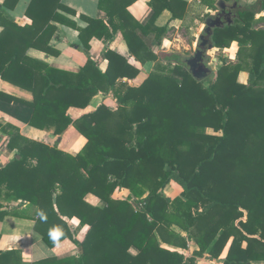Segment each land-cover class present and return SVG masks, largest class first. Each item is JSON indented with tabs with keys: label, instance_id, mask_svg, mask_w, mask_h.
Here are the masks:
<instances>
[{
	"label": "trees",
	"instance_id": "16d2710c",
	"mask_svg": "<svg viewBox=\"0 0 264 264\" xmlns=\"http://www.w3.org/2000/svg\"><path fill=\"white\" fill-rule=\"evenodd\" d=\"M135 1L99 0L106 24L91 20L84 28L59 11L60 0H29L26 22L8 13L18 0L0 5V80L31 93L28 126L57 138L72 126L85 142L71 155L1 127L15 156L0 166V198L37 210L34 229L47 247H54L49 231L57 228L61 241L76 246L74 257L38 264H197L205 256L222 257L221 264L264 262V0L234 9L233 22L213 30L216 49L236 43L238 50L236 62L222 59L212 80L194 78L185 55L157 57L136 33L160 38L154 22L165 4L179 18L186 3L151 0L152 16L140 25L126 10ZM217 1L200 5L214 11ZM53 24L76 30L84 50L91 39L107 44L120 32L137 62L155 66L131 87L117 85L139 71L107 48L104 71L91 59L74 74L29 58L28 49L54 53L43 43ZM240 71L247 72V85L237 82ZM97 94L112 97L117 109L101 104L69 117L70 107L85 109ZM0 99L17 101L1 93ZM86 181L92 184L87 195L103 207L75 197ZM170 183L181 190L174 199L164 195ZM122 190L125 199L113 198ZM14 210L0 202V220ZM186 239L196 247L189 255L179 252ZM0 264H21L20 252L0 251Z\"/></svg>",
	"mask_w": 264,
	"mask_h": 264
},
{
	"label": "crops",
	"instance_id": "0c3cea01",
	"mask_svg": "<svg viewBox=\"0 0 264 264\" xmlns=\"http://www.w3.org/2000/svg\"><path fill=\"white\" fill-rule=\"evenodd\" d=\"M150 1L151 0H136L126 9L129 16L140 25H146L152 16L153 9L149 5ZM180 1L186 3L187 12L179 18H175L168 9V6L164 3L166 10L162 11L154 22L155 27L163 30L160 38L156 39V35L153 32L144 36L136 32L144 42L146 48L157 57L164 54L175 53L185 55V61H187L188 58L194 54L200 43L199 38L202 35L200 33L203 25L199 16H201V14L212 15L213 13L212 10L201 6L200 0ZM224 1L226 5L229 4L226 0ZM256 1L257 0H232V4L230 3V5L233 6L235 4L236 8H243L253 5ZM3 2L4 0H0V5L3 4ZM28 2L29 0H18L14 9L8 11V13L17 19L18 22H26L27 20L24 17V12ZM98 5L99 0H60L59 11L79 28L86 27L91 20L101 19L106 24L107 17L105 13L99 9ZM211 15L210 17H213ZM260 16L264 17V12ZM51 26L43 43L49 45L54 53H45L35 49L27 50V56L29 58L49 67L76 74L85 66L87 60L91 59L97 62L99 69L104 71L107 61L102 59V54L107 48L124 57L131 66L139 71L135 79L119 81L117 86H120L121 82H125L128 86L137 87L149 73H151L155 66L153 61L144 63L137 62L128 52L120 32H117L113 39L107 44L93 38L88 43V50H84L76 30L60 24H53ZM261 26H264V23H260L259 27ZM237 50L238 47L236 43H232L230 47L223 50L216 49L213 44V49L210 53L219 51L226 62L230 61L235 63ZM214 58L217 59V57ZM218 61L219 60H217V63ZM216 70L214 71V77ZM237 82L247 85V72L240 71L237 75ZM0 93L4 96L13 97L19 101L8 102L6 99H0V166L5 165L15 156V152L7 147L9 137L1 131V127H14L24 138L44 143L50 147L57 145L59 150L71 155H75L81 151L85 143L84 139L72 126L67 128L60 138L53 137L50 133L28 126V120L31 114L29 104L33 101L30 92L0 80ZM101 104L108 106L111 111L117 109V103L112 97L97 94L91 98L89 105L85 109L70 107L67 110V114L72 120H76L83 114L94 111ZM173 185L175 184L170 183L164 188V195L170 199L177 197L181 191L180 189L178 191ZM91 187L92 184L86 181L83 190L75 194V197L78 200L85 197L86 201L90 204L103 207L104 204L101 201L95 199L91 195H87ZM126 197L127 192L124 190L115 191L113 194V198L115 199H125ZM0 202L9 208H14V213L16 212V215L9 214L0 220V251H19L21 254V264H38L46 260H61L63 258L76 256V246L69 239L61 241L59 248L55 246L49 248L46 246L40 235L34 229L36 209L20 201H5L0 198ZM69 225L71 229L76 228L74 221H70ZM84 231L85 228L79 231L78 238L82 237ZM170 231L182 238H186V234L175 226H172ZM186 242L187 249L185 251L179 250V252L189 255L196 247L193 242L187 239ZM45 246L48 249L47 253L43 251V247ZM164 247L170 249L167 246ZM130 253L135 255L137 251L131 248ZM221 261L222 257L218 260H211L208 256H205L198 261L197 264H221ZM252 264H264V262H254Z\"/></svg>",
	"mask_w": 264,
	"mask_h": 264
},
{
	"label": "water",
	"instance_id": "95a60500",
	"mask_svg": "<svg viewBox=\"0 0 264 264\" xmlns=\"http://www.w3.org/2000/svg\"><path fill=\"white\" fill-rule=\"evenodd\" d=\"M217 8L219 12H217L216 16L209 17L205 20V30L199 38L200 43L194 54L186 61L191 75L199 80L207 78L212 72V69H210L209 66L217 63L216 58H211L207 54V52L213 49V43L211 40L213 30L215 28H222L225 25H230L236 17L231 11L236 8L235 4L229 11H227L225 1L219 0Z\"/></svg>",
	"mask_w": 264,
	"mask_h": 264
},
{
	"label": "rangeland",
	"instance_id": "374dc122",
	"mask_svg": "<svg viewBox=\"0 0 264 264\" xmlns=\"http://www.w3.org/2000/svg\"><path fill=\"white\" fill-rule=\"evenodd\" d=\"M229 4L228 5H230V3L232 4V0H226ZM217 8H216V10H214L213 11V13H212V15L211 14H207V15H209V17H210V15L211 16H215V14L217 13ZM233 10V9H232ZM206 15V16H207ZM208 17H206V19H207ZM205 19V20H206ZM205 20L204 21H202V25H203V28H202V30H201V33L200 34H203V31L205 30ZM212 51V50H211ZM207 54L211 57V58H214V57H217V60H219L218 61V63H216V64H211L210 66H209V68L210 69H212V72H211V74L207 77V80H212L213 78H214V71L216 70V68L221 64V62H222V55H221V53H219V51L218 52H214V53H210V51L209 52H207ZM173 186H175L177 189H178V191H179V187L178 186H176V184L175 185H173ZM117 196V195H116ZM21 202V201H20ZM8 207V206H7Z\"/></svg>",
	"mask_w": 264,
	"mask_h": 264
},
{
	"label": "clouds",
	"instance_id": "9594fccd",
	"mask_svg": "<svg viewBox=\"0 0 264 264\" xmlns=\"http://www.w3.org/2000/svg\"><path fill=\"white\" fill-rule=\"evenodd\" d=\"M41 219H45V217L43 216V214H41ZM64 235L62 229L57 228L56 230H50L49 231V240L50 242L57 248L60 247V241H61V237ZM43 251L45 253H47L48 249L45 247H43Z\"/></svg>",
	"mask_w": 264,
	"mask_h": 264
},
{
	"label": "flooded vegetation",
	"instance_id": "af4514ba",
	"mask_svg": "<svg viewBox=\"0 0 264 264\" xmlns=\"http://www.w3.org/2000/svg\"><path fill=\"white\" fill-rule=\"evenodd\" d=\"M232 8V6L231 5H227V11H229L230 9ZM232 12H233V10H231ZM217 12H219V10H217ZM217 14V13H216ZM216 16V15H215ZM215 16H213V17H215Z\"/></svg>",
	"mask_w": 264,
	"mask_h": 264
}]
</instances>
